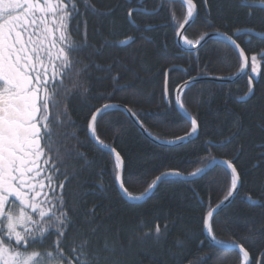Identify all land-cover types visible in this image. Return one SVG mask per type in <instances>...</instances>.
Wrapping results in <instances>:
<instances>
[{
  "label": "trees",
  "instance_id": "16d2710c",
  "mask_svg": "<svg viewBox=\"0 0 264 264\" xmlns=\"http://www.w3.org/2000/svg\"><path fill=\"white\" fill-rule=\"evenodd\" d=\"M87 3L86 10L81 0L83 15L71 21L76 38L86 39L89 45L80 59L92 67L85 76L90 93L73 96L68 105L75 121L68 131L77 133V139L69 142L83 144L77 151L84 159L62 165L61 172L66 175L57 181L59 192L60 182L67 180L62 191L68 194L69 207L79 208L65 243L76 233L89 231L81 220L84 212L91 211L93 226L100 227L95 235L87 236L88 250L104 257L99 264H243L240 252L215 246L204 231L203 217L233 190L230 170L226 179L224 166L191 181L167 179L147 201L130 203L117 188L115 158L89 141L85 131L91 113L110 103L138 114L145 130L159 141L187 136L191 123L178 112L175 91L195 77L227 79L238 75L242 69L239 54L221 39H211L196 51L180 48L176 34L187 15L186 5L180 2ZM194 3L197 14L184 38L197 45L207 34L230 35L239 30L242 35L237 43L248 58V74L229 84L200 82L182 93L185 110L198 121V134L178 148L154 144L117 110L98 118L96 133L99 142L120 154L124 187L133 196L144 197L162 173L192 176L209 157L232 162L240 190L211 222L213 234L217 240L243 246L250 264H259L264 259V36L260 35L264 33V7L261 0ZM129 38L130 42L123 43ZM253 55L257 57L256 73L251 67ZM250 88L253 95L247 101ZM157 226L159 238L155 236ZM55 239L49 237L46 244ZM104 248L108 251H100Z\"/></svg>",
  "mask_w": 264,
  "mask_h": 264
},
{
  "label": "snow or ice",
  "instance_id": "6c2138e0",
  "mask_svg": "<svg viewBox=\"0 0 264 264\" xmlns=\"http://www.w3.org/2000/svg\"><path fill=\"white\" fill-rule=\"evenodd\" d=\"M80 2L0 0V264H73V261L74 264H99L104 259L99 253L88 250L87 236L95 235L100 227L93 226L91 211L84 212V219L81 220L89 231L78 232L65 243L68 229L75 225L79 217V208L69 207L68 194L62 191L67 180L60 182L61 191H57V181L61 175H66L61 172V166L69 160L84 159L83 154L77 151L83 144L69 142L77 139L76 131H68L75 124L68 107L71 98L90 93L85 76L92 64L83 63L80 59V53L89 45L86 39L76 38L71 26L75 17L83 15ZM166 2L175 4L178 0ZM204 2L207 4V0ZM182 4L187 6L184 23H188L197 14V6L194 0H182ZM84 6L87 10V0H84ZM261 6L264 7V0H261ZM134 11L136 9H132ZM184 23L179 27L183 28ZM78 31L79 26L75 32ZM240 35L242 33L237 30L230 35L223 34L222 39L243 58L245 51L237 43ZM260 35L264 36V33ZM192 43L185 40L187 45ZM251 59L252 72L256 73L257 57L253 55ZM261 60H264V53H261ZM175 105L190 119L191 131L187 136L177 137L169 143L181 142L198 131L197 119L189 117L179 95ZM116 107L106 103L92 112L86 135L89 141L97 142L100 149L115 153V182L126 199L140 200L141 196H133L124 187L118 171L122 168L120 154L115 148L98 142V116ZM125 111L131 112V109L126 108ZM219 164L225 165V179L230 170L231 188L235 189L239 178L237 168L226 160L206 158L203 167L197 168L191 175L203 174ZM170 174L180 175L179 172L162 173L152 183L156 184ZM151 188L152 185H149ZM228 195L230 197L232 192L229 191ZM73 199L76 197L73 196ZM222 207L223 202L207 212L203 217L204 227L215 245L235 250L237 245L234 241L217 240L213 234L210 221ZM53 235L56 239L46 244ZM160 235L161 229L157 226L155 236L159 238ZM100 251L106 252L108 248ZM239 252L243 264H250L249 252L243 246L239 247ZM259 264H264V259Z\"/></svg>",
  "mask_w": 264,
  "mask_h": 264
},
{
  "label": "water",
  "instance_id": "95a60500",
  "mask_svg": "<svg viewBox=\"0 0 264 264\" xmlns=\"http://www.w3.org/2000/svg\"><path fill=\"white\" fill-rule=\"evenodd\" d=\"M166 1V0H165ZM178 2L182 3V0H178ZM196 15L194 16L193 19H191L188 23H184V27L183 28H180L176 34V42L178 44V46L180 48H182L184 51H196L198 50L199 48L203 47L209 40L211 39H218V38H222V35L223 34H220V33H215V35H213V33L211 34H208L206 35L204 38L201 39V41L199 42V44L196 46V47H188L184 44V41H185V34L187 32V30L189 29V27L192 25L194 19H195ZM238 54L239 52L236 51ZM241 58V61H242V69H241V72L234 76V77H231V78H227V79H220V78H213V77H206V76H199V77H195V78H192L191 80H188L187 82L183 83L182 85H180L177 90L175 91V94H174V102L176 100V97L179 95L180 97H182V93L189 87H191L192 85L194 84H197V83H200V82H216V83H221V84H229V83H234L236 82L237 80H239L241 77L245 76L248 74V71H249V61H248V58L245 54V56ZM169 73V72H168ZM168 73H167V76H168ZM168 80V79H167ZM187 84V86H186ZM167 91V96L166 98H168V82H166V88H165V92ZM253 95V88L251 90V93L250 95L245 99V100H249ZM117 106L116 108L112 109V110H117L121 113H123L137 128L138 130L148 139L150 140L151 142H153L154 144H157L158 146H161V147H164V148H169V149H172V148H178L180 146H183L185 144H187L191 139L195 138L198 134V131H197V134L196 135H193L191 137H187L185 140L181 141V142H177V143H169L170 141H159L157 139H155L152 135H150L146 130L145 128L143 127V125L141 124V122L139 121V119L136 117V115H133V112H127L125 111L126 107H123V106H119V105H115ZM176 106V105H175ZM178 112L184 117V113L180 110V108L178 106H176ZM128 109V108H127ZM100 116H98L99 118ZM189 117H191L189 115ZM189 122H190V119L186 118ZM98 120V119H97ZM172 141H175V140H172ZM99 142V141H98ZM97 146H98V143L97 142H94ZM102 150V149H101ZM105 151V150H103ZM105 152H108V151H105ZM110 153V152H108ZM114 158H115V153H110ZM217 161H223L221 159H216ZM122 161V159H121ZM216 166H224L225 165H222V164H219V165H213L210 169H208L205 173L203 174H200V175H197V176H184L182 174H180L179 176L177 175H173V174H170L168 176L165 177L164 180L162 181H159L157 182L156 184H153L152 185V188L148 190V192L146 193V195L144 197H142L140 200H129V199H126L123 195V193L121 192V190L119 189L117 183V188L120 192V194L122 195V197L127 201V202H130V203H137V202H145L147 201L153 194L154 192L157 190V188L159 187V185L164 182L165 180L167 179H171V178H179L181 180H184V181H191L195 178H198L200 176H203L205 175L206 173L210 172L213 168H215ZM121 174V178H122V181H123V175H124V165H123V161H122V168L120 170H118ZM170 173H173V172H170ZM239 177V176H238ZM239 190H240V178H238L237 180V187L235 189L232 190V195L230 197H228V199L224 200L223 201V207L220 209L219 212H221L223 209H225L227 206H229L233 201L234 199L237 197L238 193H239ZM249 202V201H248ZM254 205H256V203H252ZM216 208V207H215ZM214 208V209H215ZM213 209V210H214ZM212 211V210H211ZM218 212V213H219ZM217 213V214H218ZM213 220L210 221V223L212 222ZM204 231H205V234H206V237L209 238L211 240V238L207 235V230L205 229L204 227ZM212 242V240H211ZM212 244H214L212 242ZM215 245V244H214ZM219 248H221L220 246L218 245H215ZM239 247L240 246H237V248L233 251H238L239 252ZM249 261H250V257H249Z\"/></svg>",
  "mask_w": 264,
  "mask_h": 264
},
{
  "label": "rangeland",
  "instance_id": "374dc122",
  "mask_svg": "<svg viewBox=\"0 0 264 264\" xmlns=\"http://www.w3.org/2000/svg\"><path fill=\"white\" fill-rule=\"evenodd\" d=\"M185 45H187V44H185ZM193 45V44H192ZM188 46H190V45H188Z\"/></svg>",
  "mask_w": 264,
  "mask_h": 264
},
{
  "label": "bare ground",
  "instance_id": "6f19581e",
  "mask_svg": "<svg viewBox=\"0 0 264 264\" xmlns=\"http://www.w3.org/2000/svg\"><path fill=\"white\" fill-rule=\"evenodd\" d=\"M188 46V45H187Z\"/></svg>",
  "mask_w": 264,
  "mask_h": 264
}]
</instances>
